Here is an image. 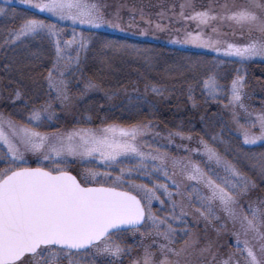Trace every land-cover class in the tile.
Listing matches in <instances>:
<instances>
[{"label":"snow or ice","instance_id":"snow-or-ice-1","mask_svg":"<svg viewBox=\"0 0 264 264\" xmlns=\"http://www.w3.org/2000/svg\"><path fill=\"white\" fill-rule=\"evenodd\" d=\"M18 3L35 10L36 14L23 16V23L9 33L0 47L16 45L14 51L26 50L20 56L13 57V60H19L21 67L36 68L44 58L43 53L39 49L33 51L29 44L47 41L54 49L55 60L47 71L46 79L49 89H54L56 99L62 102L69 99L65 72L79 66L81 56L88 52L95 36L91 32H77V27L124 32L117 22L118 17L117 20H107L100 6L87 0H18ZM6 5L0 7V16L19 15L14 0H6ZM180 9L179 16L196 23L198 29L210 26L217 20L227 21L234 29L240 30L241 38L246 32L249 39L244 43L222 42L205 38L203 31L198 30L195 33L187 32L183 40L176 39L172 43L205 48L216 53L217 57L235 58L241 65L256 58L264 59V0H247L241 5L225 2L219 11H215L211 5L207 10H197L194 0H184ZM185 9L192 10L187 17ZM40 14H44L45 18H41ZM47 17L54 18L55 22ZM67 22L72 26L71 39H65L62 35L68 30ZM156 27L161 28L159 24ZM212 31L218 33L216 27H212ZM141 34L146 36L147 32L142 31ZM101 45L103 50L135 56L143 59L149 67L152 66L151 56H141V53H147L150 49L109 38H103ZM73 48L74 54L70 51ZM185 59L186 63L172 65L165 72L169 78H185L192 106H196L194 84L200 87L206 102H220L221 96L228 98L225 107L231 106L243 144L264 146V112L243 124L236 116L235 108H244L245 81L239 70L230 85L222 84L224 76L217 68L223 61ZM98 87L89 80L81 94L85 95ZM147 91L167 98L168 89L162 84L150 83L146 86ZM21 98V92L16 91L15 99ZM108 98L112 99V95ZM133 103L137 111L141 105L155 109V105L144 97L130 98L129 104ZM244 110L247 112V109ZM52 117L53 113L47 108H34L28 115V121L33 126L17 127L12 120L0 115V146L6 149L0 152V159L5 161V165L0 167V264H64L65 260L67 264H81L76 257L87 255L107 256L111 258L107 264H115L126 254L127 249L113 237L135 234L141 229H144L141 236L154 232L163 241L156 245L160 259L149 246L144 248L134 264H189L187 257L191 244L196 241L190 243L189 239H185L184 247L179 249L171 245L175 243L177 233L174 225L187 224L185 217L192 213L186 211L181 203L177 214V202L169 190V184L158 181L161 176L170 180L177 190L175 194L181 196L182 186L173 179L175 171L169 170L168 154L158 150L146 153L141 150L139 143V138L152 128L151 122H138L125 127L109 124L105 117L97 129L78 128L52 135L37 130ZM88 119L91 120V117ZM252 129H258V132ZM175 135L191 140L190 135L185 136L180 131ZM171 137L172 134L169 140ZM212 139L216 141L218 137ZM199 143L207 161L214 163L223 175L217 174L214 169L205 171L191 158L171 159L172 168H179L184 178L192 182L187 189L189 207L194 208L198 217L206 221H220L219 208L233 224L240 222L241 231L233 233L235 251L221 264H240V260L235 258L237 254L244 264H264V199L255 204L249 203L247 212H238L242 199L247 198L257 187L255 180L203 139ZM190 151L200 154V149ZM27 152L39 156L36 166H32L25 158ZM69 158L88 162L89 166L85 167L82 178L70 171ZM241 158L264 181V152L259 155L244 152ZM93 161L103 165L104 170L101 171ZM114 168L119 169L120 173L115 177L112 174ZM134 172L137 177H145L148 183H135ZM162 196L172 206L170 216L163 218L152 210L154 201L161 206L165 204ZM220 227L226 229L227 224H221ZM249 233L252 234L251 238ZM188 235L189 231L185 230V236ZM211 251V246L201 250L202 253ZM90 264H96L95 260Z\"/></svg>","mask_w":264,"mask_h":264},{"label":"rangeland","instance_id":"rangeland-1","mask_svg":"<svg viewBox=\"0 0 264 264\" xmlns=\"http://www.w3.org/2000/svg\"><path fill=\"white\" fill-rule=\"evenodd\" d=\"M14 2L19 5L18 0H14ZM89 3L98 4L103 12L105 18L107 20H117L121 27L124 29V34L131 35L137 37L139 40H149L159 43H171L173 46L180 48L181 50L187 49L182 44H174L172 43L173 40L180 39L183 40L185 33L192 32L195 33L198 30H202L205 38H212V39H219L222 42H235V43H244L246 42L249 37L245 32L243 34V38H241V32L239 29H234L233 26L229 24L227 21H214L210 26L203 27L201 29L197 28L196 23L191 20L181 18L179 13L181 11L180 5L184 2V0H87ZM225 2L229 3L230 5L235 3L236 5H241L247 3V0H194L195 8L197 10H207L211 5L215 11L220 10V6L223 5ZM6 0H0V7H6ZM17 11V10H16ZM19 11V10H18ZM191 9H185V17L191 14ZM19 15L15 17L12 16H0V45L8 38L10 32L15 31L18 27L23 23V16L18 12ZM26 15H28L26 13ZM28 16H31L30 14ZM41 18H45L44 14L41 15ZM49 20L54 21V18L47 17ZM159 24L161 26L160 29H157L156 25ZM71 23L67 22L68 30L65 31L62 35L65 39H71ZM212 27H216L218 29V33H214L212 31ZM77 32L85 31L86 34L95 33L92 42L89 44V50L86 54H83L80 59V63L78 67H73L69 71L65 72L64 79L67 81V96L69 99L67 101H61L56 99V92L54 89L50 90L48 87L47 71L51 69L52 64L55 60V53L54 49L51 45L44 41L43 43L40 42H30L29 48L33 51L39 49H44L45 46L51 49L52 55L48 57V64L47 68L45 69V76H44V83H41L40 91L46 90L53 96V101H45L39 104V100H33L31 95H26L24 89L22 87H27L29 84L32 87L35 85L36 80L33 81L29 76H27L24 70L18 69V65L20 64L19 60L14 61L13 57L20 56L21 52L26 51L21 49L20 51H14L16 45H3L0 47V115L12 120L17 127L22 126H33L28 121V115L31 113L32 109L34 108H47L50 113H53V117L50 121L45 123V126L39 127L37 130L45 133V134H59V133H66L78 128H61L58 129V125L66 126L70 123L73 124H91L93 122H97L100 126L92 127V129H97L101 127V123L104 120H94L88 113L90 110L103 112L106 113L108 111H113L114 109L118 108V103L122 104V100L124 99V95H131L133 96L137 92V86L135 83L130 85L131 87H126L124 89L122 98L113 95L115 93V89H105L101 84H98L93 79L89 78L86 74V67L85 63L87 61L88 54L94 50H99L103 54L110 55V60L108 62L112 63L116 69L121 70V68L126 63L129 67L130 64L134 65L137 61H143L141 58H137L131 55H125L123 53H112L107 50L102 49L101 40L99 39L105 32L102 30H107V28L100 29V30H89L84 29L81 27H77ZM118 31V30H117ZM142 31H146L147 35H142ZM255 35V33L253 34ZM108 36V35H106ZM111 37V36H108ZM114 38V37H112ZM115 39V38H114ZM121 41H126L128 44H134L131 40L128 39H121ZM48 45V46H47ZM138 46V45H137ZM139 47V46H138ZM141 48V47H140ZM205 49V48H204ZM188 50V49H187ZM191 50V49H189ZM73 54L75 53V49L70 50ZM15 56L11 55L17 53ZM206 54H210V56L205 55L204 57L201 56L200 59L205 61H212L219 59L223 61L217 68L218 71L223 73L224 79L221 80L222 84L230 85L231 79H234L237 70H239L240 74L244 76L245 87L243 90V100L242 103L244 108L236 107V116L237 119L240 121L241 124L245 123V121L251 120L254 116L258 113L264 112V77H260L257 80L250 78V74L247 70L246 65L250 62H261L264 63V59L256 58L251 61L245 62L241 65L239 62H236L235 58H229L224 56L217 57L216 53L204 51ZM142 56L148 55L152 57V54L149 52L141 53ZM194 56V55H192ZM122 57V59H120ZM46 59V58H44ZM140 59V60H139ZM200 59H193V60H200ZM44 64L47 63L44 60ZM186 63L183 62V64ZM148 67V65H147ZM211 67V65H209ZM135 68V67H133ZM114 70V68H113ZM89 80L94 81L99 87L97 89H93L87 92L86 95L89 94V98L92 96H101L100 101L97 102L96 105L91 108L87 106V104L82 103L81 107H78L79 99L76 94L71 92V87L69 85H73V88L79 92H83L87 82ZM6 81H8L6 83ZM33 83V84H32ZM44 84V85H42ZM19 87H18V86ZM40 85V84H38ZM17 86V87H16ZM14 87V88H13ZM31 87V86H29ZM40 87V86H39ZM45 88V89H43ZM72 88V89H73ZM23 89V90H22ZM28 89V88H25ZM21 92V99H15V92ZM198 92L202 95L201 89L198 86H194V94ZM112 95V99H109L108 96ZM204 96V95H202ZM117 97V98H116ZM205 97V96H204ZM88 98V99H89ZM206 98V97H205ZM220 100L223 102L226 101L224 104L223 111L225 116L227 117V121L229 123V128L236 136H239L242 140L241 131L238 124L233 119L232 111L229 108H226L225 105L228 104V98H224L221 96ZM99 101V100H98ZM83 102V101H82ZM211 102V101H210ZM11 107V110L8 108ZM244 109H247L245 112ZM77 110H82L85 113V118H78ZM249 113L252 115L249 116ZM47 114V113H46ZM91 117V120L88 118ZM80 119V120H79ZM227 123V124H228ZM152 128L147 132L146 135L139 138V143L141 146V150L146 153H155L157 150L159 152H166L169 157V170L175 171V176L173 179L176 180L182 187L180 189L183 195H176V188L171 185V181L167 180L163 176V181H159L160 183H167L169 184V190L173 192V198L177 202L176 212L179 214L180 207L179 205L183 203L185 210L192 213V215H188L185 217L187 223L191 222V225L194 227L189 231V235L186 237H181L180 241L178 240V233L179 229L178 226H187L181 225L176 223L174 227L177 228V233L175 236V243L171 245L177 249L184 247L185 239H189L190 243L192 240H195L196 243L191 244V249L188 254V262L189 264H221L223 260H226L229 254L234 253V243H235V236L233 235L234 232L241 231V224L239 221L233 224L231 220H229L226 215L217 208L218 214L221 216L220 221L209 220L206 221L203 218L198 217V214L194 212V208L189 207V196L187 193V189L191 186L190 181H187L184 176L181 174L180 169L176 168L173 169L171 166V159L175 158L178 160H183L185 158H191L192 160L198 162L200 166L205 170L208 171L209 169H214L217 174L223 175V172L216 167L214 163H209L207 158L203 155V149L200 145L199 141L201 138L191 136V140L188 139H181L179 136L173 135L171 131L163 130L161 131L156 124L152 123ZM231 126V127H230ZM7 130V129H6ZM182 131V130H181ZM254 132H258V129H252ZM184 133V132H183ZM172 134L171 140H169V135ZM188 136V134H184ZM199 141H198V140ZM243 141V140H242ZM18 143V141H16ZM206 142V141H205ZM254 145V146H258ZM253 146V145H247ZM22 147V146H21ZM188 149L189 151H186ZM193 149H200V154L198 155L194 151H190ZM6 151L3 146H0V152ZM225 158L224 154H221ZM25 158L29 161L32 166H36L39 156L37 154H33L31 152H27ZM70 164L69 168L72 174L78 175V178H82L84 174L85 167L89 166L87 161L81 160H72L69 158ZM93 164L99 166L100 170L103 171V165H99L98 161H93ZM5 165V161L0 159V167ZM113 177L119 175V169H112ZM127 177V173H126ZM134 182L137 184L146 183L140 180L139 177L136 176L135 172L133 173ZM152 185L149 184V187ZM164 199L166 204H168L166 211L163 209L165 204L161 206L159 202L154 201L152 205V210L156 213L157 216L163 218L166 216H170L171 214V203L167 200L166 197H161ZM260 200L258 195L256 194V190L254 189L247 198L242 199L241 204L239 206L238 212H247L248 211V204L253 203L255 204L256 201ZM197 216L196 219L193 217ZM227 224L226 229H221V224ZM252 234L249 233V238H251ZM243 238V237H242ZM163 243V241L156 235V233H151L150 235H146L145 238H141L139 250L135 251V254L131 257V259L126 264H134V261L139 259L143 253L145 247L151 246L153 251L157 253V259H160V254L156 249V245ZM228 243H232V247L228 246ZM211 246L212 251L210 253H202L201 250ZM230 247V248H229ZM95 257L101 256H93L87 255L84 257H76V259L81 261V264H90L91 259ZM91 258V259H90ZM236 259L240 260V264H244V261L239 257L237 254ZM67 264V261L64 262Z\"/></svg>","mask_w":264,"mask_h":264},{"label":"trees","instance_id":"trees-1","mask_svg":"<svg viewBox=\"0 0 264 264\" xmlns=\"http://www.w3.org/2000/svg\"><path fill=\"white\" fill-rule=\"evenodd\" d=\"M16 10L17 12L20 11L22 15H26V13L28 15L36 14L35 10L27 9L24 6H17ZM103 32L111 37L103 34L99 38L100 40L103 38H115L119 40L128 39L141 48L150 49L153 62L151 67H149V65L147 67V64L143 61H137L134 63V65L130 64L131 67H129L125 63L121 70H119L116 69L112 63L108 62L111 59L110 55L105 53L103 54V52L101 53L97 49L90 52L85 63V67L87 68L86 74L87 76L89 75V78L93 79L98 84H101V86H103L105 89L114 88L116 90L114 95L117 97L122 98V91H124L126 87L130 88V85H132L133 83H135V86H137V92L133 96L129 95L130 93L124 95L125 97L122 100V104L118 103L117 105L119 107L114 109L113 111H108L106 113H97L96 110H90L88 114L94 120L100 121L101 119L104 120L105 117H107V123H116L125 127L136 124L138 122H152L156 124V126L159 127L161 131H171V133H174L173 135H175L176 132L180 131L184 132V134L198 137V139L201 138L210 146L214 147L220 154H224L225 159H228L237 164L238 167H240L249 176H251L252 179L255 180L257 185V187L255 188L256 194L258 195L259 199H264V181L259 178L258 173H254V171L250 168L248 162L241 158V153L244 152H252L259 155L260 153L264 152V146L244 145L241 138L239 136H236L233 131H231V128H229L227 117L225 116L222 108L224 104H226V101L223 102L222 100H220V102H206V98L196 92L194 94L196 106L193 107L192 101L188 99L187 84L185 83V78L179 76L169 78V76L165 72V69L169 68L172 65L183 64L186 57H191L192 59H200L201 56H210V54L208 55L204 51H211L204 48H197L191 44H182L188 50H181L180 48L175 47L168 42L159 43L152 40H139L137 37L126 35L123 32L114 29H108ZM52 52L53 51H51L49 47L47 48L44 44L42 53L43 57L46 59L43 58L38 67H21L20 64L17 66L21 71L24 70V72H27L25 74L29 76L33 81L37 79L33 87L31 84H29L27 87H25L28 89H25L24 87L22 88L24 89L26 95H31V98L33 100H39V104L45 101H53V96L51 94H48V91L39 90L42 89L41 83H44L43 81L45 76V69L47 68L48 64L47 59L48 57H50V55H52ZM16 54H18V52L11 55L15 56ZM120 59H122V57H120ZM44 60L47 61L46 64H44ZM246 67L250 74V78L257 80L260 77H264V63L250 62L246 65ZM7 82L8 81H6V83ZM150 83H159L165 86L168 89V93H166L167 98L155 96L150 91L146 92V86ZM193 86L198 87V85L196 84H194ZM69 87H71V92L75 91L73 92V94H76L75 96H77V98L79 99L78 107H81L82 103H85L89 108H91L93 107V105L95 106L97 102H101V96H92L89 98L88 94L84 97V95L81 94L82 92H79L73 88V85H69ZM137 96L144 97L145 99L150 101L155 105V109H150L147 105H141L140 110L137 111L136 105L134 103L131 105L129 104L130 98H134ZM11 109V107L8 108V110ZM77 113L78 118H85V113L82 112V110H77ZM68 123L69 124L66 126L58 125L57 128H92L100 126V124H98L97 122H93L89 125L85 123ZM214 136L218 137L216 141H213L212 139V137ZM139 178L143 182L148 183L145 177L139 176ZM159 181L162 182L163 178L160 177ZM166 203L165 207H163L165 211L168 206V204ZM193 227L194 226L191 225V222L187 223V226H178L177 228L180 232L177 235L178 240L180 241V238L185 236V230L190 231ZM143 231L144 229H141V232ZM141 232H136L135 234L127 233L122 237H113L114 240L120 242L122 246L127 249L126 254L122 255V257L117 260L115 264L128 263L131 257L135 254V251L139 250L141 238H145L146 236H141ZM228 246L232 247V243H228ZM93 258L94 259H90L95 260L96 264H107V261L111 259L107 256L97 257V259L95 257Z\"/></svg>","mask_w":264,"mask_h":264},{"label":"water","instance_id":"water-1","mask_svg":"<svg viewBox=\"0 0 264 264\" xmlns=\"http://www.w3.org/2000/svg\"><path fill=\"white\" fill-rule=\"evenodd\" d=\"M74 175V174H73Z\"/></svg>","mask_w":264,"mask_h":264}]
</instances>
